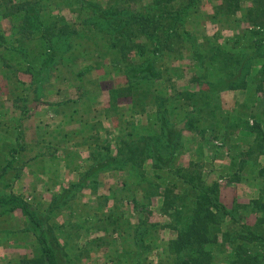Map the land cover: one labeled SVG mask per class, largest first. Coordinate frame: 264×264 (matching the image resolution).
<instances>
[{
    "label": "trees",
    "instance_id": "16d2710c",
    "mask_svg": "<svg viewBox=\"0 0 264 264\" xmlns=\"http://www.w3.org/2000/svg\"><path fill=\"white\" fill-rule=\"evenodd\" d=\"M200 1L0 0V20H11L9 38L0 30V76L4 78L0 79L9 84L6 92L0 81V96L12 100L18 110L16 118L0 121V140L8 146V158L0 159V216L20 209L27 218L26 231L35 238L36 252L22 258L23 264H69V241L62 245L59 226L48 221L54 210L63 211L62 206L83 190L97 192L99 175L109 171L124 172L127 178L119 188L122 197L116 198L112 189L96 196V201H113V215L100 217L111 224L108 233L123 234L118 210L125 199L133 202L137 221L127 235L135 245L134 260L156 247L152 234L168 229L161 264H264V163H260L264 156V0H219L208 17L212 23H230L234 29L240 22L245 24L230 44L220 43L216 36L201 43L202 38L187 28ZM62 9L76 19L67 20L59 13ZM198 24L201 21L197 30ZM183 51L192 64V88L175 82L184 73L179 62ZM107 65L124 73L127 83L109 91L105 113L118 128L104 130L100 138L92 131L101 130V123L85 116L99 90L93 71ZM20 72L29 74L30 81L19 79ZM64 83L74 87L77 97L55 108L65 122L81 124L88 156L71 166L67 157L74 151L46 144V149L53 147L47 155L59 152L65 167L78 177L61 187L46 211L38 213L21 194L3 191V181L26 149L24 121L46 103L43 98L52 87ZM227 89H249L251 99L226 110L220 94ZM123 97L131 98L128 114L120 112L118 99ZM139 113L147 116L143 125L133 117ZM185 131L197 141L196 157L188 166L179 164L186 148ZM215 141L229 152L221 176L229 183L249 179V187L255 190L247 203L235 202L227 208L220 201L218 182L207 181L201 161L204 147L217 148ZM138 189L143 202L133 197ZM153 197L160 200L158 209L165 222L147 220ZM251 214L255 221L249 224ZM87 222L75 228L87 229ZM94 228L103 231L101 226Z\"/></svg>",
    "mask_w": 264,
    "mask_h": 264
},
{
    "label": "rangeland",
    "instance_id": "374dc122",
    "mask_svg": "<svg viewBox=\"0 0 264 264\" xmlns=\"http://www.w3.org/2000/svg\"><path fill=\"white\" fill-rule=\"evenodd\" d=\"M150 2L151 0H143L144 4H149ZM218 4L219 0H201L196 12H193V15L191 14L192 16L187 23V28L194 33L196 32V34L202 38L199 39V42L201 43L206 40L209 42L210 37L216 36L220 43L230 44L233 36L241 30L240 28L245 27V24L242 22L239 23L238 28L236 29L229 27L230 23L222 21L219 23L221 24L220 26L214 23L205 22L204 28L198 24L199 30H197L196 23H200V21L202 22L204 17H210ZM247 5L248 2L243 4L244 7ZM61 12L69 21H73L76 18V15L71 13L68 9H62ZM239 13L240 12L237 13V17L240 15ZM10 28V19L3 18L0 20V30L5 33L8 38L11 34L9 32ZM249 39L250 36L247 38V41H249ZM185 53V51L182 52V57L179 61L182 65H185V62H187ZM186 71L187 69H185V73ZM106 72V76H116V72L111 68L106 70ZM96 73L98 74L96 70L93 71L94 77L98 76ZM99 73H101V71H99ZM0 81L4 82L2 86L0 83V86L3 87L2 90H6L7 92V86H9V84L2 79H0ZM175 82L181 84V80H176ZM125 100L126 99L119 98L118 105L123 108V102H125ZM11 106H13L12 100L5 95L0 96V110L5 108L11 109ZM121 111L128 114V111L124 108L120 109V112ZM1 115L2 113H0V118L2 117ZM23 127L26 136L25 143L28 148L21 152V158H18V162L12 164V167H10L5 175L3 181L5 189L3 191L11 190L14 193L21 194L28 200V202H30L32 207L38 213H42L43 211L45 212L50 205L53 195L56 192H59L61 187L70 183L71 180L75 181L77 174L73 173V175H69L68 171L63 169V163L56 162L55 158L57 155H51V157H49L51 149L54 146H49L50 148L46 149L45 140H38L39 135L36 130H34L30 119L24 121ZM54 136L56 144L61 147L60 134H55ZM49 137L52 136H46V138ZM42 142L45 144L43 148L42 145H40ZM2 143V140H0V159L6 160V158H8V146H5ZM47 154H49V156ZM82 155L84 156L85 153ZM67 158L69 164L74 166L77 163H80L79 160L81 156L73 154ZM183 160H185V158H183ZM201 162L204 165V168H209L211 165V161L208 158L202 159ZM260 163H264V156L260 158ZM225 171L226 168L224 169V172ZM99 177H101V179H99ZM99 177L97 185L99 196L107 194L109 192L108 190L112 189V193L115 194L116 198L122 197V191L119 188L122 187V181L127 178L124 172H118L116 177L106 176V173L99 175ZM248 182L249 179H247L246 182L241 181L235 182L234 184L235 197L238 196V199L242 202L245 200L247 201L249 194H255V190L249 187L250 185ZM109 184L112 185L109 187ZM89 191V189L83 190L79 196L71 199L67 205L62 206V208L65 207L63 211H60L59 208L54 210L52 218L48 221L50 224L55 223L59 226L57 230L59 232V242L62 245L69 241L66 245L69 255V264H161L158 260L159 256H162L164 243L169 238V231L165 229L159 231L158 235L152 234L155 238V241L152 240V242H154L153 245L156 247L145 253V255L147 254L146 258L145 255H142L139 260H134L136 257L134 249L135 245L127 235V231L130 232L132 225L136 224V215L127 211L128 207L122 205L118 211H120L119 213L122 216L121 219L124 222L123 225H125L121 227V230H124V235L121 233L116 234V232L114 234L108 233L110 229H112L111 224L102 220L100 215H113V202L110 200L108 203H103L104 201L102 199H99L98 201L91 200ZM83 220L89 221L86 224L87 229L83 227H81V229L75 228L76 225L83 224ZM254 221L255 216L253 214L249 215L247 222L252 224ZM162 222H165L164 219L161 223ZM26 225L27 218L20 209L15 210L11 214L0 216V245L3 246L0 248V253L3 254V256L0 257V259H2L0 264H23L21 261L22 258L29 259L36 252L35 238L30 231H26ZM92 225L93 228L91 227ZM95 226H101L103 231L101 232V229H95ZM121 230L118 232H122ZM159 235L161 236L160 239H158ZM7 256L8 259H6Z\"/></svg>",
    "mask_w": 264,
    "mask_h": 264
},
{
    "label": "crops",
    "instance_id": "0c3cea01",
    "mask_svg": "<svg viewBox=\"0 0 264 264\" xmlns=\"http://www.w3.org/2000/svg\"><path fill=\"white\" fill-rule=\"evenodd\" d=\"M102 2H105L101 0ZM60 14L63 15V13L60 11ZM72 13V12H71ZM240 16V15H239ZM66 18V17H65ZM7 19V18H6ZM76 19V18H75ZM204 20L201 22L202 24L201 27L204 28L205 22H211L208 17H204ZM74 21V20H73ZM213 24V23H212ZM11 33V28L10 31ZM184 68V73L181 78H177L176 80L179 81L181 80V84L176 83L178 86L181 88L185 87H190L192 88L193 85L190 84V77H191V71L192 70V64L191 62L187 59V62H185V65L182 66ZM110 65H107L105 68L98 69L96 70L98 74L96 73V78L98 79L99 82V90L95 92L93 98L90 101V109L91 112L88 113L85 117L89 119L90 122H100L102 125V129H95L92 131V134L94 133H99L100 138L104 137V130H116L118 128L116 120L113 117H109L107 113H105V109L109 107V91L113 88H118L121 86H125L127 83V80L125 78L124 73L119 72L116 73V76L114 75H107L106 76V70H109ZM185 69H187L185 73ZM101 71V73H99ZM106 72V73H105ZM116 72V71H115ZM19 79H21L24 82H29L30 81V75L26 73H18ZM104 83V84H103ZM107 86V87H106ZM252 93L248 89H227L223 90L220 94L221 96V103L224 107V109L232 111L235 110L234 108L236 107L238 102H243L246 99H251ZM77 97L76 90L70 83H64L55 85L52 87L51 90H49L46 93V96L43 98V100H46L45 104H39L35 110L34 115L29 117L31 120V123L33 125L34 130H36L37 134L39 135L38 140H45V144H52L55 146L56 142L53 139L54 137H49L46 138V136H54L55 134L59 133L61 138V147L57 145V147L62 148V149H68V151H74V154H77L78 156H81V159L84 160L88 156V150H87V145L82 144L83 140V133L80 131L81 129V124L80 123H69L65 122L64 117L56 111L55 104L66 100L68 98L74 99ZM123 99H126L123 105V108L125 110H130L131 109V98L130 97H123ZM0 113H2V117L0 120H6L10 118H16L18 116V110L14 107L11 106V109L5 108L1 109ZM7 117V118H6ZM135 118V121L139 122L141 125L146 123V114H135L133 116ZM3 118V119H2ZM27 120V119H26ZM251 117H250V123L251 122ZM23 131L24 127H23ZM74 131L78 132L75 133ZM90 134V133H89ZM45 136V138H44ZM26 139V136H25ZM183 142L186 144V148L182 155L179 158V164L182 166H188L189 163L195 159L196 155L194 152V146L197 144L196 139L192 140L191 134L188 131H185L183 134ZM44 142H42L40 145H42V148L44 147ZM215 144V142H214ZM27 145V144H26ZM216 145V144H215ZM28 147H26L27 149ZM25 149V150H26ZM24 151V150H23ZM22 151V152H23ZM85 153L83 156L82 154ZM228 149L226 146L217 145L216 147H211L208 148L207 146L204 147V156L205 159H210L211 165L209 168L205 167V173H207V181L209 183L212 182H218L219 184V197L220 201L227 207L231 208L234 206L235 202H241V203H247L249 199L254 196L255 194L250 195L247 201H241L238 199L239 197H235V189H234V184L235 182L229 183L225 177H222L221 175L224 172V164L228 162L229 154H228ZM55 155H57L58 159L60 160L59 162L63 163V169L68 171L69 175H73V171L69 170L67 167L64 165V161L60 159V153L57 152ZM54 156V155H53ZM185 160H183V158ZM80 162V161H79ZM62 167V166H61ZM62 169V170H63ZM108 173V174H107ZM105 174V173H104ZM113 176L116 177L118 175V172L116 171H109L106 172V176ZM74 177V176H73ZM78 177V174H77ZM101 179V177H99ZM70 181V180H69ZM72 181V180H71ZM101 181V180H100ZM238 184V183H237ZM112 184H109V187ZM108 187V188H109ZM88 190V189H87ZM110 191V189L108 190ZM99 195L98 192L92 193L89 191V196L91 200H96V196ZM133 197L135 201L143 202L145 201L142 197V191L140 189L136 190L133 194ZM113 202V201H112ZM159 204L160 200L158 197H153L150 200L149 203V210L151 213L148 215L147 220L150 222H161L163 219L165 221V217L161 215L159 212ZM123 205L128 207L127 211H130L131 213L135 214L136 212L134 211V204L131 200H124ZM112 210H113V203H112ZM165 230V229H162ZM168 230V229H166ZM169 231V230H168ZM169 237H170V232H169ZM3 247L0 245V248ZM1 254V253H0ZM3 254L0 255L2 257ZM8 259V256L7 258ZM2 259H0L1 261Z\"/></svg>",
    "mask_w": 264,
    "mask_h": 264
},
{
    "label": "built area",
    "instance_id": "2783aa9c",
    "mask_svg": "<svg viewBox=\"0 0 264 264\" xmlns=\"http://www.w3.org/2000/svg\"><path fill=\"white\" fill-rule=\"evenodd\" d=\"M215 143H216L217 145H220V142H218V141H215Z\"/></svg>",
    "mask_w": 264,
    "mask_h": 264
}]
</instances>
